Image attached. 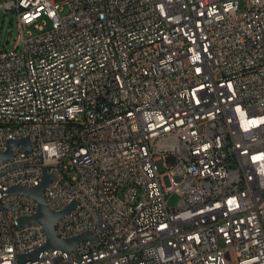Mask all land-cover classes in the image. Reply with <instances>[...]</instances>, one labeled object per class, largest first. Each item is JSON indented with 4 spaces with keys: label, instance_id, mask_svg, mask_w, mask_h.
<instances>
[{
    "label": "built area",
    "instance_id": "obj_1",
    "mask_svg": "<svg viewBox=\"0 0 264 264\" xmlns=\"http://www.w3.org/2000/svg\"><path fill=\"white\" fill-rule=\"evenodd\" d=\"M0 264H264V0H0ZM33 28L35 34L30 31ZM50 180L60 239L12 187ZM178 197L168 205L169 194Z\"/></svg>",
    "mask_w": 264,
    "mask_h": 264
},
{
    "label": "water",
    "instance_id": "obj_2",
    "mask_svg": "<svg viewBox=\"0 0 264 264\" xmlns=\"http://www.w3.org/2000/svg\"><path fill=\"white\" fill-rule=\"evenodd\" d=\"M17 146H21L25 149L26 152H29V143L27 138L9 140L7 141L6 150L3 153H0V162L7 159L8 160L11 159L12 150ZM49 180H50V176L44 173L41 182L35 187L32 188L12 187L9 189V192L11 193L24 194L26 196L32 197L36 201L37 203L36 213L31 217H22L18 221L20 225L35 224L41 226L46 236V241L43 247L30 254L20 255L19 256L20 262H23L25 260L35 259L37 254L41 251H52L58 249L64 252H70L74 250V246L76 245V243L80 241L92 239L89 233H83L76 237L67 238V239H60L56 236L54 232V225L56 221L60 217L65 215L71 208H73L74 203H71L64 210L60 212L49 211L43 202V191L46 185L48 184Z\"/></svg>",
    "mask_w": 264,
    "mask_h": 264
},
{
    "label": "rangeland",
    "instance_id": "obj_3",
    "mask_svg": "<svg viewBox=\"0 0 264 264\" xmlns=\"http://www.w3.org/2000/svg\"><path fill=\"white\" fill-rule=\"evenodd\" d=\"M61 1V0H56ZM30 31L35 34L33 28H30ZM18 31H17V24H16V17L13 13L9 12L7 14H3L0 11V49L6 48L11 49L14 45V42L17 38ZM168 205L173 208L177 202L178 197L177 195L171 193L167 197ZM227 264H235L233 259H229Z\"/></svg>",
    "mask_w": 264,
    "mask_h": 264
}]
</instances>
